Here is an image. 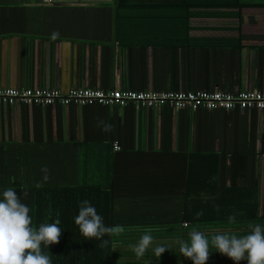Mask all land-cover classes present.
Listing matches in <instances>:
<instances>
[{"label": "crops", "instance_id": "0c3cea01", "mask_svg": "<svg viewBox=\"0 0 264 264\" xmlns=\"http://www.w3.org/2000/svg\"><path fill=\"white\" fill-rule=\"evenodd\" d=\"M115 4L0 0V87L264 91V8H244L240 19L192 17L197 47L173 49L157 38L168 34L164 26L118 23ZM164 105H0V199L12 187L30 212L47 199L60 228L78 227L69 185H102L123 197L171 194L174 207L187 188L188 151L206 154L194 163L199 182L264 180V111Z\"/></svg>", "mask_w": 264, "mask_h": 264}, {"label": "trees", "instance_id": "16d2710c", "mask_svg": "<svg viewBox=\"0 0 264 264\" xmlns=\"http://www.w3.org/2000/svg\"><path fill=\"white\" fill-rule=\"evenodd\" d=\"M127 1L116 0L115 8L121 13L117 22L126 23L129 27L164 26L168 29V34L158 35L157 38L165 41V44L173 49L197 47V43L189 35L192 17L225 16L240 19L244 8H264V1L140 0L130 3ZM125 10H138L144 14L138 17L129 16L126 19L122 17V21L121 16ZM164 106L175 110L168 103ZM188 152L187 188L176 198L174 207L170 206L171 194L123 197L113 195L111 190L103 188L102 185L66 186L65 200L72 203L77 215L80 203L88 200L103 217L106 226L122 225L125 231L120 236L103 237L109 243L101 248L100 240H85L80 234L79 227L63 226L59 242L50 245L48 249L42 245L43 253L50 255L52 264H192L190 259L180 255V245L177 243V241L190 243L191 231L202 232L211 241L216 234L226 233L237 238L251 234L250 225L259 224L264 228V180L260 181L255 177L242 186L236 185L235 182L227 184L216 180L199 182L194 163L198 161L197 156L204 153ZM219 165L222 166L221 158L217 167ZM213 167L216 168V165ZM115 200L124 210L116 212ZM40 206L41 212L35 210L29 213L32 216L31 227L34 230L41 224L55 221V212L59 211L54 209V203L47 199L41 201ZM74 210L66 213L72 214ZM198 212H202L203 215L197 217ZM230 217H234V220H230ZM146 228L153 229L151 235L154 237V243L143 258L137 259L129 245L138 243ZM156 245L168 248L159 258L155 257L153 252ZM209 252L213 253L206 264H235L217 252L211 243ZM240 264L247 262L241 261Z\"/></svg>", "mask_w": 264, "mask_h": 264}, {"label": "clouds", "instance_id": "9594fccd", "mask_svg": "<svg viewBox=\"0 0 264 264\" xmlns=\"http://www.w3.org/2000/svg\"><path fill=\"white\" fill-rule=\"evenodd\" d=\"M58 33H53L52 39H56ZM108 126L105 130H108ZM44 174L43 182L49 179L47 167L41 169ZM36 187H43L38 183ZM27 196V192H24ZM0 199V264H52L50 255L44 254L42 245L48 249L50 245L57 244L62 234L59 227L60 220L52 223L41 224L38 229L31 227L32 218L29 215V207L22 203L20 196L14 188L9 187L2 193ZM197 217L203 215L196 213ZM234 220V217H230ZM74 223L79 227L80 234L85 240H100V247L108 245L109 241L103 239L107 236H120L125 228L122 225L106 226L103 217L88 200H83L79 205L78 215ZM251 234L237 238L235 235L216 234L209 241L204 233L193 230L189 233L190 243L177 241L179 252L192 264H206L210 257L209 246H213L217 252L231 259L235 264L246 261L247 264H264V228L259 224L251 226ZM153 229L146 228L138 243L129 245L137 259L143 258L146 252L152 248L154 237ZM168 248L156 245L153 248L155 257L159 258Z\"/></svg>", "mask_w": 264, "mask_h": 264}, {"label": "built area", "instance_id": "2783aa9c", "mask_svg": "<svg viewBox=\"0 0 264 264\" xmlns=\"http://www.w3.org/2000/svg\"><path fill=\"white\" fill-rule=\"evenodd\" d=\"M34 104L47 106L60 105H126L134 103L136 107H159L166 103L175 110L204 108L207 110H229L241 108L245 110L264 111V91L239 90L226 92L222 90L195 91H132L118 88L95 89L76 87L63 92L58 88H14L0 87V105ZM117 149V144L114 143ZM264 156V154H262ZM186 225V223H183Z\"/></svg>", "mask_w": 264, "mask_h": 264}, {"label": "rangeland", "instance_id": "374dc122", "mask_svg": "<svg viewBox=\"0 0 264 264\" xmlns=\"http://www.w3.org/2000/svg\"><path fill=\"white\" fill-rule=\"evenodd\" d=\"M214 251V250H213ZM210 253H213V252H210ZM215 254H217V253H215Z\"/></svg>", "mask_w": 264, "mask_h": 264}]
</instances>
